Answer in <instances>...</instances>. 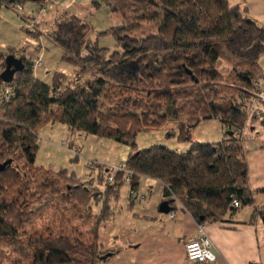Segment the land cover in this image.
Instances as JSON below:
<instances>
[{"label":"trees","instance_id":"obj_1","mask_svg":"<svg viewBox=\"0 0 264 264\" xmlns=\"http://www.w3.org/2000/svg\"><path fill=\"white\" fill-rule=\"evenodd\" d=\"M26 1L0 0V11ZM101 1L123 20L99 32L112 34L117 49L86 43L76 15L59 21L51 38L63 50L62 61L74 67L72 76L55 72L44 81L32 59L0 50V75L10 54L25 65L11 82L0 77V264L107 261L101 227L114 218L127 184L132 207L143 177L164 184L169 213L182 205L198 223L222 221L255 203L241 133L257 117L252 108L260 103L250 105L264 91V25L229 0ZM146 26L151 32L134 35ZM210 118L222 122L224 137L193 142L188 130ZM170 122L179 124L180 140L193 142L187 150L140 148L134 141L138 132ZM55 123L125 141L131 148L125 169L94 160L91 171L78 176L36 165L40 131Z\"/></svg>","mask_w":264,"mask_h":264},{"label":"crops","instance_id":"obj_2","mask_svg":"<svg viewBox=\"0 0 264 264\" xmlns=\"http://www.w3.org/2000/svg\"><path fill=\"white\" fill-rule=\"evenodd\" d=\"M51 1L53 4L46 13H40L41 4L35 2L27 12L24 6L22 14L30 19L40 20L54 9L53 16H56L62 8L63 12L70 16L79 17L78 8L74 9L79 4L78 1L84 2L86 6H89L88 4L94 6L93 0H59L57 7L53 0ZM229 2L242 10L245 9L251 18L264 25V0ZM30 40V44L40 43L33 37ZM52 42L58 47L54 41ZM28 50L22 54L31 57ZM47 51L49 53L48 48L45 52ZM62 54L61 51L58 60L51 58L48 66H44L41 61L42 65L35 67L33 59L35 76L50 81L55 72L72 74L73 66L62 61ZM109 147L111 149L106 158L110 163L102 161L101 163L109 167L125 163L131 150L130 146L110 140ZM244 148L249 167V184L254 191L255 203L239 207L235 213H228L222 221L205 222L212 248L218 256L214 264H264V224L260 214V208L264 207V192H260L264 190V135L245 137ZM118 153L119 161L114 162L109 158L111 154ZM129 194L130 187L128 197ZM128 197L125 206L118 212L116 209L114 218L101 227L100 242L104 250L110 251V256L107 261L99 264H191L186 254V244L198 238L199 223L182 205L173 210L175 212L173 217L171 213L159 211L164 198V184L159 180L143 177L131 208Z\"/></svg>","mask_w":264,"mask_h":264},{"label":"rangeland","instance_id":"obj_3","mask_svg":"<svg viewBox=\"0 0 264 264\" xmlns=\"http://www.w3.org/2000/svg\"><path fill=\"white\" fill-rule=\"evenodd\" d=\"M53 2L56 7L60 3L59 0H53ZM99 2L101 4L100 6H92L90 4L86 6L84 2L78 1L79 4L75 6L74 9L78 8L77 10L80 12L79 18L82 22L77 30H79V36H81L86 43L97 42L102 47L115 50L118 48L116 38L112 34L103 35L99 34V32L113 25L120 26L123 24V20L116 15L113 16L109 7L101 0H99ZM34 3L33 1H26L24 5L26 8L25 11H29L31 5ZM52 4L51 1L50 7ZM50 7L48 8L49 10ZM54 10L52 12L49 11L44 18L38 20V28L34 30L29 27V20L24 18L21 12L4 5L0 11V50L14 49L16 50L15 53L18 54L15 55L19 56L29 49L28 51L31 53V57L29 58L32 60L35 59V67L38 61H43L44 66H48L51 62V58L58 60V56L60 57V53L61 51L63 52V50H60L58 45V47H56L51 38L54 31L57 29V23L67 20L69 14L67 12L66 14L63 12L62 8H60L58 14L53 16ZM27 28H29L30 31H27ZM68 28L69 26L67 24V27L64 29L70 32ZM31 30H34V32ZM151 30L149 26H146L141 28L140 31L136 32L134 35L141 36L151 32ZM69 32H66V35L71 36ZM73 32L76 33L77 31L75 30ZM31 37L40 43L36 45L30 44ZM46 48L49 49V53L48 51L45 52ZM41 53H43L42 57ZM260 65L264 70V54L260 59ZM54 68L56 69L57 67ZM66 75L72 76L73 73ZM261 85L264 90V78L261 80ZM262 96H264V91L257 93L253 99V103L250 105L251 107L254 104L260 103L258 106L262 112L260 116L258 114L257 117H252L250 121L248 120L241 133L243 137L247 138L251 135H264V124L262 123V119H264V102L261 99ZM173 131H175L174 135H170ZM224 133L225 127H223L222 122L216 118L202 119L196 126L188 130V135L193 142L220 141L224 137ZM178 136L179 124L177 122H170L161 129H149L138 132L134 137V141L140 148H146L153 144H162L175 150L178 148L180 150H187L193 142L182 141ZM110 140L111 139L99 138L95 135H86L79 131L73 132L60 123L48 124L40 131L36 165L54 170L67 168L69 171L76 172L78 176H84L91 171L89 167L91 161L96 160L97 162L102 161L108 164L110 163V160L106 158L111 149L109 147ZM112 141L121 143V145L126 144L123 140ZM77 151H79V153H76ZM109 158L117 162L120 159V155L119 153L117 155L111 154ZM119 165L121 164L113 165L112 168L114 169V167ZM128 188L129 185L127 184L122 189L121 199L117 205V212L125 206L124 203L128 197ZM153 199L154 197H152V200Z\"/></svg>","mask_w":264,"mask_h":264},{"label":"built area","instance_id":"obj_4","mask_svg":"<svg viewBox=\"0 0 264 264\" xmlns=\"http://www.w3.org/2000/svg\"><path fill=\"white\" fill-rule=\"evenodd\" d=\"M51 5V0H42L41 1V6L39 8V12L40 13H46L48 11V8ZM16 8V10L20 11L21 13L24 11V7L21 5H17L14 6ZM27 20H29L28 25L31 29H37L38 27V20L37 19H30L27 18ZM42 62L38 61L36 63V67L41 66ZM264 101V96H262L261 98ZM253 112H256L257 116L259 114V116L261 115L260 109L258 108H253L252 109ZM115 170H124L125 169V165L124 163L114 167ZM114 170V171H115ZM130 171L126 170V180L129 181L130 180ZM113 176H110L109 179L112 180ZM233 205L235 207H239L240 206V202L238 200H234ZM171 216H175V212H171ZM198 232H199V236L196 239L190 240L187 244H186V254L187 257L189 259V261L191 262V264H214L217 261V254L214 252L213 248H212V241L211 238L208 234L207 231V226L204 223H199L198 224Z\"/></svg>","mask_w":264,"mask_h":264},{"label":"water","instance_id":"obj_5","mask_svg":"<svg viewBox=\"0 0 264 264\" xmlns=\"http://www.w3.org/2000/svg\"><path fill=\"white\" fill-rule=\"evenodd\" d=\"M28 1L36 2L38 0H28ZM6 62H7L6 63V69L2 72L0 77L5 82H11L14 78L15 73L23 70L25 65H24L21 58H18L13 54L8 55ZM159 211L161 213H165V214H167L171 211L170 206H169L167 201L161 202V204L159 206ZM261 220L264 224V215L262 216Z\"/></svg>","mask_w":264,"mask_h":264}]
</instances>
